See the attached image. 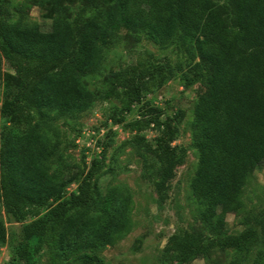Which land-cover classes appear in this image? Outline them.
<instances>
[{
  "label": "trees",
  "instance_id": "16d2710c",
  "mask_svg": "<svg viewBox=\"0 0 264 264\" xmlns=\"http://www.w3.org/2000/svg\"><path fill=\"white\" fill-rule=\"evenodd\" d=\"M82 3L71 16L56 2L59 13L51 29L43 30L12 19L9 1L0 0V80L15 90L0 105V119H6L0 132V203L23 222L18 257L31 260L53 235L66 260L73 256L79 264H105L97 251L130 230V196L120 186L101 188L100 179L110 170L105 156L93 157L80 174L74 172L61 151L58 125L77 121L89 110L87 78L101 69L107 42L123 26L161 46L176 44L190 52L194 74L182 79L187 86L202 81L206 88L194 106L191 143L198 162L191 189L210 238L175 232L165 252L183 264L208 256L214 247L233 249L236 257L229 264H242L261 242L255 264H264V236L257 226L227 231V214L243 206L249 175L264 166V0ZM159 74L163 84L177 70L165 64L131 66L109 75L106 83L108 93L124 102L115 123L137 132L149 127L157 131L153 140L138 133L131 141L140 149L145 171L152 169L155 190L165 201L170 181L187 157L185 147L173 144L180 119L149 103L136 118L124 115L142 101L146 80ZM11 115L21 117L22 129L7 126ZM74 182L77 190L66 195ZM29 216L33 219L26 221ZM7 234L0 218V242Z\"/></svg>",
  "mask_w": 264,
  "mask_h": 264
},
{
  "label": "rangeland",
  "instance_id": "374dc122",
  "mask_svg": "<svg viewBox=\"0 0 264 264\" xmlns=\"http://www.w3.org/2000/svg\"><path fill=\"white\" fill-rule=\"evenodd\" d=\"M11 18H22L27 23L50 30L54 18L58 15L55 8L58 2L65 14L76 15L82 0H8ZM112 0H100L106 4ZM224 1V0H221ZM170 65L177 75L161 84V75L146 80L141 102L124 112L130 120L139 116L146 103L162 108L166 115L177 116L179 132L174 145L187 149L184 164L176 169L170 181L168 197L160 201L151 179L150 169H144V160L140 149L131 141L138 133L153 140L157 131L149 127L141 132L134 131L115 123L113 117L121 112L124 102L108 93L106 78L112 73L131 66L153 68L154 65ZM192 54L176 44L161 46L146 34H134L123 26L117 30V36L107 42L105 58L101 69L89 75L88 84L92 91L91 104L87 112L77 121L58 122L62 138L61 151L67 164L79 174L87 167L93 157H104L106 168L110 170L101 177L103 191L112 186L131 198V223L127 234L116 244L109 245L97 253L105 264H181L165 252L168 238L175 232H200L206 241L210 232L199 219L198 204L192 194L191 181L198 162V152L192 146V120L194 106L199 95L204 92L205 84L198 81L185 85L184 76L194 74ZM4 69L13 68L4 62ZM12 85L8 87L0 80V105L8 94L14 95ZM7 126L22 129L24 124L20 116L8 117ZM6 119H0V132ZM58 167L53 164V168ZM77 190V182L69 185L66 195ZM243 206L238 211L227 214L228 233H238L248 226H257L264 236V166L253 171L242 192ZM44 208L41 209L43 211ZM0 218L7 226V239L0 242V264H79L78 258H63L54 245L53 235L49 236L43 249L31 260H21L16 254V246L23 241V222H18L0 203ZM33 219L29 216L26 221ZM263 247L257 243L251 252L244 256L242 264H255L258 251ZM233 249L214 247L208 256L195 258L183 264H229L235 258Z\"/></svg>",
  "mask_w": 264,
  "mask_h": 264
}]
</instances>
